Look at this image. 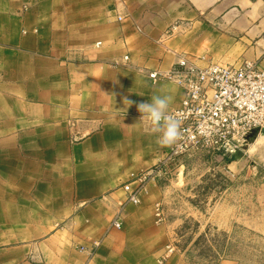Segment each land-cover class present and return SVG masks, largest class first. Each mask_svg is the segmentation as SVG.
I'll return each instance as SVG.
<instances>
[{"label": "crops", "instance_id": "0c3cea01", "mask_svg": "<svg viewBox=\"0 0 264 264\" xmlns=\"http://www.w3.org/2000/svg\"><path fill=\"white\" fill-rule=\"evenodd\" d=\"M180 56L264 67V0H0V264H186L155 217L167 183L123 189L169 148L137 105L181 103L150 77Z\"/></svg>", "mask_w": 264, "mask_h": 264}, {"label": "rangeland", "instance_id": "374dc122", "mask_svg": "<svg viewBox=\"0 0 264 264\" xmlns=\"http://www.w3.org/2000/svg\"><path fill=\"white\" fill-rule=\"evenodd\" d=\"M165 163L167 253L186 264H264V137L231 155L190 148Z\"/></svg>", "mask_w": 264, "mask_h": 264}, {"label": "built area", "instance_id": "2783aa9c", "mask_svg": "<svg viewBox=\"0 0 264 264\" xmlns=\"http://www.w3.org/2000/svg\"><path fill=\"white\" fill-rule=\"evenodd\" d=\"M123 18L118 16L119 20ZM176 29L173 25L168 33ZM150 77L170 80L183 88V100L170 113L181 121L183 134L164 162L123 185L127 202L134 205L140 204L147 179L166 173L165 161L190 148L231 155L241 150L248 132L264 128V67L255 61L243 60L238 65L209 62L200 66L180 56L170 70L151 72ZM205 131L207 137L202 135ZM121 212L122 208L112 222L114 227L122 225ZM155 217L157 222L165 220L160 201L155 203Z\"/></svg>", "mask_w": 264, "mask_h": 264}, {"label": "clouds", "instance_id": "9594fccd", "mask_svg": "<svg viewBox=\"0 0 264 264\" xmlns=\"http://www.w3.org/2000/svg\"><path fill=\"white\" fill-rule=\"evenodd\" d=\"M173 97L168 94H153L147 102L137 105L138 111L142 114L140 121H147L151 126V132L156 134V144L160 147H173L177 145L182 136L181 121L169 113V107ZM124 103L130 107L132 100L125 98ZM125 108V112L127 110ZM207 137L208 133H202Z\"/></svg>", "mask_w": 264, "mask_h": 264}, {"label": "water", "instance_id": "95a60500", "mask_svg": "<svg viewBox=\"0 0 264 264\" xmlns=\"http://www.w3.org/2000/svg\"><path fill=\"white\" fill-rule=\"evenodd\" d=\"M264 137V128L263 129H259V128H256L254 129L252 132H250L245 138L248 140V141H253L255 140L256 137Z\"/></svg>", "mask_w": 264, "mask_h": 264}]
</instances>
